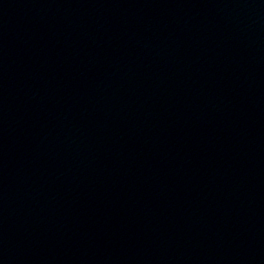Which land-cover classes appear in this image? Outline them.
Instances as JSON below:
<instances>
[{
  "label": "water",
  "instance_id": "95a60500",
  "mask_svg": "<svg viewBox=\"0 0 264 264\" xmlns=\"http://www.w3.org/2000/svg\"><path fill=\"white\" fill-rule=\"evenodd\" d=\"M0 264H264V0H0Z\"/></svg>",
  "mask_w": 264,
  "mask_h": 264
}]
</instances>
